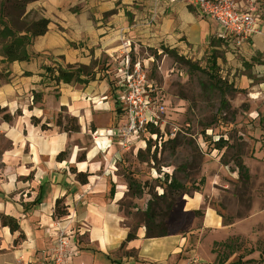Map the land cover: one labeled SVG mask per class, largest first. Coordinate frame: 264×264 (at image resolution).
I'll return each instance as SVG.
<instances>
[{
	"label": "crops",
	"instance_id": "1",
	"mask_svg": "<svg viewBox=\"0 0 264 264\" xmlns=\"http://www.w3.org/2000/svg\"><path fill=\"white\" fill-rule=\"evenodd\" d=\"M255 1L263 34L240 42L218 40V26L181 2L27 1L19 21L46 19L49 26L27 46L28 61L9 62L2 49L13 38H0V108L13 116L12 123L0 116V137L6 142L0 146V216L16 219L25 236L15 244L19 233L12 234L0 221V264H22L21 259L27 263L49 253L57 200L69 215L61 227L75 233L80 249L73 264H216L215 243L234 236L256 238L253 228L243 231L239 222L226 225L196 193L187 202L182 198L167 221L168 236L147 238L141 225L137 239L126 242L131 228L119 206L126 184L116 173L119 144L109 135L126 116L118 83L128 57L146 63L149 50L168 49L184 56L220 52L218 65L240 89L250 87L249 74L263 78L264 0ZM7 25L17 37L27 35L13 22ZM92 64L96 75L88 84L55 86L44 77L45 67L69 71ZM81 79L89 80L85 75ZM37 94L42 96L39 102L34 100ZM60 113L77 118L80 132L67 134L57 127ZM67 149L69 159L58 162L57 156ZM83 154L86 159L79 162ZM72 169L89 174L88 183L80 184ZM198 211L201 218L194 214Z\"/></svg>",
	"mask_w": 264,
	"mask_h": 264
},
{
	"label": "rangeland",
	"instance_id": "2",
	"mask_svg": "<svg viewBox=\"0 0 264 264\" xmlns=\"http://www.w3.org/2000/svg\"><path fill=\"white\" fill-rule=\"evenodd\" d=\"M18 2L0 0L4 22L12 21ZM16 27L21 26L16 23ZM165 50H149L151 58L144 57L148 79L157 92L152 93V98L158 96L166 108L161 114L163 128L149 126L147 132L141 131L140 138L128 150L118 146L121 157L116 173L126 184L119 206L126 224L135 230L144 225V214L150 212L157 216V222L167 225L182 198L187 202L198 193L204 207L215 209L226 225L239 222L243 231L254 230L256 238L252 240L236 236L239 239L233 247L237 254L230 261L236 262L239 256L258 260L264 251V77L249 74L250 87L240 89V84L218 65L220 52L184 56ZM136 59L133 57V62ZM67 116L62 114L64 125ZM126 124L125 116L116 128ZM154 132L157 140L150 137ZM165 135L168 140L163 139ZM86 144L89 145L87 140ZM5 145L0 137V146ZM140 152L143 157H139ZM236 159L248 168V182L238 174ZM172 177L176 184L171 185ZM130 179L139 186L131 192ZM170 186L180 189L168 209L162 196L170 191ZM134 192H138L136 196ZM218 244L214 249L221 254L224 248ZM251 250L255 251L253 255Z\"/></svg>",
	"mask_w": 264,
	"mask_h": 264
},
{
	"label": "built area",
	"instance_id": "3",
	"mask_svg": "<svg viewBox=\"0 0 264 264\" xmlns=\"http://www.w3.org/2000/svg\"><path fill=\"white\" fill-rule=\"evenodd\" d=\"M169 3L181 2L193 9L200 18L213 21L218 26L216 38L221 41L237 39L245 41L255 35L263 34L261 14L255 0H248V4L241 5L237 0H168ZM118 87L121 93L127 124L123 128L110 130L111 137L119 139L122 149H130L140 138V132H147L149 126L163 128L161 114L166 108L159 97L152 98L156 92L148 79L147 65L129 57L122 63ZM157 93V92H156ZM150 137L157 140L154 132ZM163 138V137H162ZM164 140L169 137L165 135ZM62 219H55L52 249L43 258H36L22 264H73V258L79 254L75 233L69 228H62ZM71 221V220H70ZM69 221V222H70Z\"/></svg>",
	"mask_w": 264,
	"mask_h": 264
},
{
	"label": "trees",
	"instance_id": "4",
	"mask_svg": "<svg viewBox=\"0 0 264 264\" xmlns=\"http://www.w3.org/2000/svg\"><path fill=\"white\" fill-rule=\"evenodd\" d=\"M28 0H19V2L16 5V9H15V15L12 16V21L10 23H14V28L16 27V23H18L21 27L20 29H18V31H25L27 33V35L22 36V37H17V35L12 31V28H10L6 22H3L0 20V26H3L2 30L0 29V38L6 39L7 37H12V41L6 45L3 46L2 52L3 55L6 57V59L9 62H14V61H28L30 58V55L27 52V46H29L32 42V40L36 37H40L43 36L47 33L48 31V26H49V21L46 19H41L39 21H35V22H27L25 20H23L22 22H20V18L23 14L24 8H25V4L27 3ZM1 18V17H0ZM167 50H164V52ZM171 54H174L175 51H170ZM216 62H213V67H216ZM94 66L95 64H92L90 67H79L77 69H72L69 71H64L61 68H50V67H45L44 71V77L47 81H49L50 83H53L55 86H59L60 84H72V83H78V84H88V82L90 80H94L95 79V73H93L94 70ZM85 75L89 78V80H82L81 76ZM0 78H2V75L0 74ZM42 96L37 94L34 96V100L39 102L41 101ZM64 111V109H63ZM63 113H60L58 115L57 121H56V125L57 127H59L62 131H64L67 134H74V133H79L80 132V125L78 122V119L75 117H71V116H67L66 120H67V124L64 125L63 123V117H62ZM20 115V114H18ZM0 116L2 117V120L7 122V123H12L13 122V116L11 114H9L7 112L6 109H2L0 108ZM33 123L34 124H39V121L36 119H33ZM222 142V140H220ZM70 149H67L66 151L61 152L56 160L58 162H64L66 160L69 159L70 157ZM139 157H143V154L140 152L139 153ZM85 155H81L78 158L79 162H83L85 161ZM235 164L237 166L238 169V174L240 175V177L245 181L248 182L250 180V174H249V170L246 167L245 164H243L241 159H236ZM73 172V174H75L77 181L82 184V185H86L88 183V178L90 177L89 174L87 173H78L75 169L71 170ZM177 181L172 177L171 179V185L176 184ZM128 186H129V192H131V190L133 188H139V186H137V183L134 182L133 180H129L128 181ZM179 186L174 187V186H170V191H167L163 194L162 199L165 201V203H167V208L171 209L174 203V193L179 190ZM140 191V190H139ZM138 192H134V195L136 196ZM114 195V189L112 188L111 190V196ZM168 200L167 202V199ZM200 211L195 212V215H200ZM68 215L67 209L65 206L62 205V200H57L56 204H55V212H54V218L55 219H62L64 217H66ZM145 222H144V227L146 228V237L147 238H162V237H166L169 235V229L168 226L160 221L157 222L156 221V215L152 214V213H145ZM221 216V215H220ZM222 217V216H221ZM0 221H1V225L3 227H7L10 229V232L12 234L14 233H19V237L18 239L15 241V244H18L21 240L25 239V236L23 234V232L20 229L19 223L16 219H13L11 217H7L4 215L0 216ZM233 223H230L228 225H231ZM137 230H133L131 229L126 242H130L133 241L135 239H137ZM239 238H236V236L232 237V239H229L223 243H221V245L224 248V252L223 253H218L217 249H213V253H215L217 255V261L216 264H227L229 262V260L237 254L236 252V247L234 248V241L236 242ZM214 245L218 246V243H215ZM226 251L228 253H226ZM255 253L254 250L250 251V255H253ZM260 260H256V259H251V260H246L244 261L245 258L239 256L238 260L234 263H230V264H263L264 263V251L260 252Z\"/></svg>",
	"mask_w": 264,
	"mask_h": 264
},
{
	"label": "bare ground",
	"instance_id": "5",
	"mask_svg": "<svg viewBox=\"0 0 264 264\" xmlns=\"http://www.w3.org/2000/svg\"><path fill=\"white\" fill-rule=\"evenodd\" d=\"M253 97H256V95H253Z\"/></svg>",
	"mask_w": 264,
	"mask_h": 264
}]
</instances>
